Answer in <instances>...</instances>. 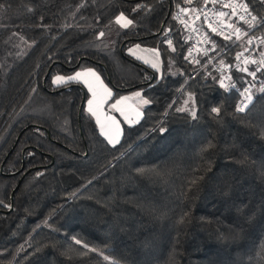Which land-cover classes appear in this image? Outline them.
<instances>
[{
  "label": "trees",
  "instance_id": "1",
  "mask_svg": "<svg viewBox=\"0 0 264 264\" xmlns=\"http://www.w3.org/2000/svg\"><path fill=\"white\" fill-rule=\"evenodd\" d=\"M180 2L0 0V201L12 206H0V264H264V93L236 112L237 94L185 59ZM134 44L157 48L158 73L125 53ZM86 67L113 99L151 100L115 146L85 110L84 84L52 82Z\"/></svg>",
  "mask_w": 264,
  "mask_h": 264
},
{
  "label": "snow or ice",
  "instance_id": "2",
  "mask_svg": "<svg viewBox=\"0 0 264 264\" xmlns=\"http://www.w3.org/2000/svg\"><path fill=\"white\" fill-rule=\"evenodd\" d=\"M209 0H204V3L207 4ZM186 3H192V0H186ZM211 3L217 4L221 3L224 8H230L231 13H227L224 11H218L215 13V15L218 18H223L226 16H238L239 21H242L245 25H248L249 27H253V22L257 21V16L252 15V11L249 8V4L247 2H244V0H241V2L237 3V0H228V2H225V0H211ZM179 7V6H178ZM141 5L137 4L136 8H133L132 11L135 12L137 9H140ZM238 9L242 10L243 14L238 13ZM31 11L32 9H28ZM189 10L187 8H180V13H187ZM192 11H196V9H193ZM251 17V19H248V17ZM179 18V13L177 14V17ZM199 19V15L196 17ZM205 20L207 22V14L205 13ZM115 23L120 25L123 29H129L131 26L134 25V21L132 19H129L124 12H120L119 15L115 17ZM186 23V22H185ZM220 30H218V27H214L212 23H208V27L211 29L212 33H216L223 37L225 41H231L233 43L241 41L243 36L248 35L247 32H244L240 27H235L232 23L224 24L222 20H218ZM224 27L227 29L232 30V34L226 35L224 31L222 30ZM170 31V30H169ZM105 35L104 32L99 33V37H103ZM233 36L235 37V40H233ZM205 42L211 43V49H206L203 51V54L205 56H208L209 51H214L217 48V45L215 41H212L210 37L206 35ZM167 43L169 46L172 45V41L168 40ZM247 43L251 45L252 38L250 37L247 40ZM135 48H140V45H135ZM175 50V49H173ZM131 54L135 55L133 52V49L128 50ZM153 53H155L157 56L159 55L157 49H151ZM191 49H189V55L191 54ZM244 51H248L247 48L244 49ZM243 56V52L237 53L235 59L240 60ZM261 59L258 61L256 59H249L245 58L244 63L245 65L252 64L256 65L259 64L260 66L257 67L254 71H250L247 66L240 67L237 65H229L226 64L223 59L219 61V64L223 66L226 69H232L233 67L237 72L244 73L246 76H250L253 78V80L257 79V74L260 73L262 70H264V52L260 53ZM188 57H185L187 59ZM213 57H209L208 62L210 63ZM145 64H150V66L153 69L158 70L159 69V62H151L149 60H144ZM196 63H200V61H196ZM163 79V77H160ZM146 79L151 80L152 77H146ZM228 81L226 83L225 81ZM52 82L54 85H63V84H70L72 82L77 83H83L86 87L88 92L91 94V98L87 100V112L92 116L95 117V122L97 125L100 126L101 133L105 135L108 138V142L112 144L113 146L120 143V135L122 133V129L120 126V121L116 119L115 116L108 115L104 112L103 106L108 103L109 99L112 98L113 93L112 89L109 88L106 84H104L101 75L99 72H97L94 68H85L81 71L75 72L72 76H62L57 75L53 77ZM219 87L223 90H231L233 88L237 87V84L233 82V77L231 75L228 76H221L217 81ZM245 83L248 84V86L243 87L241 91H239V95L241 97L240 101L236 104V112L243 113L248 108L249 105L253 103L254 100V92L253 89H255L257 92L264 93V84L261 85V87L256 88L254 84H250L247 82V79L245 78ZM151 87V85H149ZM133 97L140 98L139 104L140 105H149L151 104V100L147 99L146 97H142V92L137 91L132 94ZM132 97L128 96H122L118 100L115 101V103H112L110 105V108L116 112H118L122 117H124V120L128 125L138 124L140 122L139 118L143 115V113L140 111V108L136 105H127V107H122L121 105L124 104V102L130 100ZM193 99V95L189 93V100ZM188 100H185L184 103L187 106ZM177 111H190V114L193 118L196 117V111L194 109L189 110L187 107L177 109ZM211 112L216 114L217 116L221 113L220 107H213L211 109ZM129 113H134L136 119H133ZM39 131V130H38ZM153 131H159L161 135L166 133L167 129L164 127H159L157 129H154ZM211 147V145H209ZM138 171H141L138 169ZM37 175H41L40 173H37ZM0 206L8 207L9 209L12 207L9 205H3V202L0 201ZM77 244H80L81 241L77 240ZM85 248L88 247V245H84ZM92 251H95V249H92ZM105 259H108V257H105ZM112 264H116L115 261L112 262Z\"/></svg>",
  "mask_w": 264,
  "mask_h": 264
},
{
  "label": "built area",
  "instance_id": "3",
  "mask_svg": "<svg viewBox=\"0 0 264 264\" xmlns=\"http://www.w3.org/2000/svg\"><path fill=\"white\" fill-rule=\"evenodd\" d=\"M251 1L257 2L258 5V11L252 10L249 5L250 10L252 11V15L257 16V21L253 22V27H249L242 21H239L238 16L233 17L229 15L223 18H218L215 15V13L218 11H224L229 14L231 13V9L224 8L221 3L213 4L211 3V0H209L207 4L204 3V0H192V3H186V0H182V2L176 3L172 10V16L178 27L183 30L184 38L187 42V47L184 53V57H188L186 60L194 66L198 67L199 70L207 74L209 72H212L216 75L217 80L222 75H231L233 77V82H235L234 78L237 71L234 67L232 69H226L221 66L219 64V61L221 59H223L225 63L229 65L238 64L240 67L247 66L249 69L251 67L255 69L259 67V64L245 65L244 63L245 58L256 59L259 61L261 59L260 53L264 52V0H244V2H247L248 4ZM225 2H228V0H225ZM239 2H241V0H237V3ZM180 8H187L189 11L187 13H180ZM193 9H196V11H192ZM178 13L179 18H176ZM205 13L207 14V22L205 20ZM238 13L243 14L241 9H238ZM198 15L200 17L199 19L196 18ZM248 19H251V17L249 16ZM218 20H222L225 25L228 23H232L235 27H240L244 32H247L248 35L243 36L241 41L235 42V44L243 45V48L239 49L234 54H230L227 48H223L221 51H209L208 56H205L203 54V51L206 49H211V43L205 42L206 35L210 37L212 41H215V43L217 38H223L216 33H212L211 29L208 27V23H212L214 27H218V30H220ZM222 30L226 35L232 34V30L227 29L226 27H224ZM250 37L252 38L251 45L247 43V40ZM168 40L172 41L170 35L167 36L165 42L167 43ZM233 40H235L234 36ZM245 48H247L248 51H244ZM189 49L192 50L190 55ZM241 52H243V56L240 60H236L235 57L237 53ZM209 57H213L210 63L208 62ZM197 60L200 61V63H196ZM262 71L264 72V70ZM225 82L228 83L227 80ZM262 84H264V76L263 79L260 80V82L256 83V88L261 87ZM246 86H248V84L243 87ZM243 87L237 85L236 88L230 90L234 91L237 94L234 102L235 109L236 104L241 99L239 91H241Z\"/></svg>",
  "mask_w": 264,
  "mask_h": 264
},
{
  "label": "crops",
  "instance_id": "4",
  "mask_svg": "<svg viewBox=\"0 0 264 264\" xmlns=\"http://www.w3.org/2000/svg\"><path fill=\"white\" fill-rule=\"evenodd\" d=\"M135 45H140V48H135ZM129 49H133V52L135 53V55L131 54V53L128 51ZM151 49H157V48L149 47V46H144V45H141V44H134V45L129 46V47L125 50V53L128 54L130 57L136 59V60L139 61L140 63L149 66L152 70H154V71H156V72L158 73V72L160 71V68H161V59H160V56H159V55L157 56L155 53H153V52L151 51ZM144 60H149V61H151V62H157V61H158V62H159V69H158V70L153 69V68L150 66V64H145V63H144ZM86 68H92V67H86ZM83 69H85V68H83ZM81 70H82V69L77 70V71H75V72H78V71H81ZM75 72L72 73L70 76L74 75ZM101 78H102V77H101ZM102 80H103V79H102ZM103 82H104V84H106V85L109 87V85H108L104 80H103ZM84 86H85V85H84ZM85 88H86V90H87V87H86V86H85ZM109 88H110V87H109ZM112 93H113V91H112ZM132 94H133V93L125 94V95H121V96H119V97H117V98H114V99H113V96H112V98L109 99L108 103L105 104V105L103 106V110H104V112H105L106 114L111 115V116H115L116 119H117L118 121H120V126H121L122 131H123V125H128V124H127L126 121L124 120V117H122L118 112H116V111H114V110H112V109L110 108V105H111L112 103H115V101L118 100L120 97H122V96H128V97H132V98H131L130 100L124 102V104H122L121 106H122V107H127V105H136V106H138V107L140 108V111L142 112L143 107H144L145 105H140V104H139V100H140V98L133 97ZM142 97H143V96H142ZM90 98H91V94H90V93L88 92V90H87V95H86V97H85V99H84V108H85L86 111H87V100L90 99ZM129 114H130V116H131L133 119H136L134 113H129ZM92 118H93V120L95 121V117H92ZM139 119H140V118H139ZM95 123H96V122H95ZM96 126H97V129H98L99 134H100V135L106 140V142H107L109 145H112V144H110V143L108 142V138H107L105 135H103V134L101 133L100 126L97 125V124H96ZM121 136H122V133H121V135H120V139H121Z\"/></svg>",
  "mask_w": 264,
  "mask_h": 264
},
{
  "label": "rangeland",
  "instance_id": "5",
  "mask_svg": "<svg viewBox=\"0 0 264 264\" xmlns=\"http://www.w3.org/2000/svg\"><path fill=\"white\" fill-rule=\"evenodd\" d=\"M129 18V17H128ZM130 19V18H129ZM120 26V25H119ZM208 74H210V75H212L213 73L212 72H209ZM213 76V75H212ZM189 102H188V108H194V102H193V100L191 99V100H189V97H187L186 98ZM183 107H185V106H183Z\"/></svg>",
  "mask_w": 264,
  "mask_h": 264
}]
</instances>
